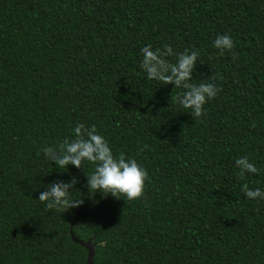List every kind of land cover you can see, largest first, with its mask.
Instances as JSON below:
<instances>
[{
    "label": "trees",
    "instance_id": "obj_1",
    "mask_svg": "<svg viewBox=\"0 0 264 264\" xmlns=\"http://www.w3.org/2000/svg\"><path fill=\"white\" fill-rule=\"evenodd\" d=\"M148 44L199 50L192 82L222 88L203 116L147 79ZM80 122L147 169L142 198H93L94 165L45 156ZM241 156L260 173L240 180ZM73 177L80 207L38 200ZM245 182L264 190V0H0V264H84L73 237L92 238L91 264H264V200Z\"/></svg>",
    "mask_w": 264,
    "mask_h": 264
},
{
    "label": "clouds",
    "instance_id": "obj_2",
    "mask_svg": "<svg viewBox=\"0 0 264 264\" xmlns=\"http://www.w3.org/2000/svg\"><path fill=\"white\" fill-rule=\"evenodd\" d=\"M233 38L229 34H218L213 42V47L222 55L225 50L235 48ZM142 60L140 67L146 73L148 80H156L161 84H174V89H182L172 100L180 104L184 109H189L196 120L205 114L204 105L216 97L222 88L214 83L216 76H211V81L201 80L193 83V72L196 69L199 50L176 53L169 44L163 48L153 49L151 44L141 48ZM175 56V62H170L168 57ZM236 56H233L235 59ZM73 136L65 137L55 145L44 146L41 151L45 156L61 169H67L69 165L82 167L84 161L94 165L91 173L87 172V186L89 195L93 198L99 190L106 198L109 194L127 201L137 200L143 197L146 181L149 179L148 171L135 158H129L125 152L114 153L108 140L98 132L95 124L87 126L80 122L73 128ZM150 146L145 144L139 148L143 152ZM238 169L237 176L245 180L247 174H259L260 169L250 161L248 156H241L235 160ZM77 179L70 181L56 180L47 186V190L39 195V201L46 203L49 210L66 212L69 209L80 207L83 199H72ZM241 191L248 199L264 200V190L250 188L247 182L241 186Z\"/></svg>",
    "mask_w": 264,
    "mask_h": 264
},
{
    "label": "water",
    "instance_id": "obj_3",
    "mask_svg": "<svg viewBox=\"0 0 264 264\" xmlns=\"http://www.w3.org/2000/svg\"><path fill=\"white\" fill-rule=\"evenodd\" d=\"M73 239H74V241L80 243L87 250V257H86L84 264H91L92 260H93L94 253H95L94 244L92 243V238H89L86 241H81V240H78L74 237H73Z\"/></svg>",
    "mask_w": 264,
    "mask_h": 264
}]
</instances>
